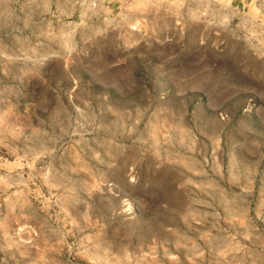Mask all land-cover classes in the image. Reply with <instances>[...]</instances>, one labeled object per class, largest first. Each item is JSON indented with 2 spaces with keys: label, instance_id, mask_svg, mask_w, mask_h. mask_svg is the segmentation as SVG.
I'll return each instance as SVG.
<instances>
[{
  "label": "rangeland",
  "instance_id": "1",
  "mask_svg": "<svg viewBox=\"0 0 264 264\" xmlns=\"http://www.w3.org/2000/svg\"><path fill=\"white\" fill-rule=\"evenodd\" d=\"M0 264H264V0H0Z\"/></svg>",
  "mask_w": 264,
  "mask_h": 264
},
{
  "label": "crops",
  "instance_id": "2",
  "mask_svg": "<svg viewBox=\"0 0 264 264\" xmlns=\"http://www.w3.org/2000/svg\"><path fill=\"white\" fill-rule=\"evenodd\" d=\"M240 1L242 2V0H240ZM22 89H23V87H22ZM22 104H23V105H24V104H25V105H29V99H28L27 101L25 100V103L22 102Z\"/></svg>",
  "mask_w": 264,
  "mask_h": 264
},
{
  "label": "built area",
  "instance_id": "3",
  "mask_svg": "<svg viewBox=\"0 0 264 264\" xmlns=\"http://www.w3.org/2000/svg\"><path fill=\"white\" fill-rule=\"evenodd\" d=\"M92 6H95V4L93 3Z\"/></svg>",
  "mask_w": 264,
  "mask_h": 264
}]
</instances>
